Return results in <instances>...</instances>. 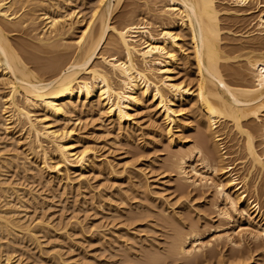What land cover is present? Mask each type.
Masks as SVG:
<instances>
[{
  "label": "bare ground",
  "instance_id": "bare-ground-1",
  "mask_svg": "<svg viewBox=\"0 0 264 264\" xmlns=\"http://www.w3.org/2000/svg\"><path fill=\"white\" fill-rule=\"evenodd\" d=\"M68 1L0 0V92L7 91H4L6 94L0 95V130H8L7 125L12 124L16 128L20 127L25 134V151L29 152L31 156L37 155L42 159L43 170L63 173L62 175L65 174L64 177L67 179L66 175L69 172H79L82 175L93 163L88 158L89 148L77 151V137L72 128H66L63 124L56 125L59 122L69 121L70 123V116L77 111L80 103L90 105L92 111L98 113L101 111V114L106 115L120 126L132 121L133 109L144 108L148 97L154 102L152 108L155 107L158 111L160 110L159 112L162 111L164 120L168 123L166 135L171 133L173 126H177L175 124L178 113L187 111L193 115L191 118L194 126H199V128L196 127L197 131L203 133L204 136L196 134L198 137L195 145H191L190 148H180L173 153L170 160L168 159L167 169L177 178L179 177L184 186L188 182L187 188L195 189L201 186L203 188L210 180H205L204 175L199 172L200 170L195 168V163L210 172L217 180V182L213 181L215 182L213 187L216 195L219 199L224 200L230 213L244 217L247 225L257 231L251 239L255 247L258 243V246L261 247L264 244V201L262 203L260 199L264 194V41L262 37L255 35L256 38H251L249 35L248 39H251L247 42L236 47L232 46L233 48L227 45L231 49L227 47L228 50H223L221 40H224L221 39L222 31L219 24L221 9L218 6L219 2L217 3L215 0H160V6H157V1L152 0L154 1L155 12L153 11V13L156 20L163 21L161 22L164 25L160 24L161 26L172 27L170 29L163 27V30L158 33L151 30L150 22L146 23V21L135 19L131 21L129 14L133 13L125 15V18L128 17L127 20L130 19V21L124 23L121 21L122 25H120L121 23L116 26L110 25L109 21L113 10L122 0H97L96 5L90 9L91 15L85 28L81 30L72 44L70 40V44H66L65 36L73 25L72 22L71 24L67 21V17L69 18L71 13L69 16L55 17L54 13L51 15L50 12L58 13L61 5ZM246 1L249 0H232L231 2L237 7L236 4L243 5ZM147 6L149 5L147 4ZM137 16H135L136 19ZM39 23L44 26L38 27ZM258 26L261 27L257 32L260 35L264 31V12L262 10ZM37 28H40L41 31L38 32ZM13 32L36 33L33 34L35 44L25 45L26 42L23 41V43L20 42L23 45L13 43V39L10 40L8 36V33ZM30 35L28 36L30 37ZM184 35L189 38L187 49L190 50L191 57L188 56L189 53L187 56L192 59H188L186 56L180 59V56L177 57L179 51L183 52L180 43H183ZM245 40L247 39L245 38ZM24 53H27L28 56H25ZM39 54L47 55V57L39 56ZM179 61L184 63V67L187 64L194 66L196 76L195 81L192 79L193 85L189 86L183 81L175 80L173 71L181 64ZM45 74L48 75L46 78L45 76L41 77ZM244 77H250L251 83L243 84ZM37 109H41L42 114L36 115ZM5 114L7 116L3 117ZM191 123L184 125L183 130L188 129ZM226 128L228 132H233L232 136L234 134L238 136L237 139L235 138V143L232 144H235L233 145L235 147L238 145L236 148H241V156L248 161V166L246 170L244 169L245 174L235 173L233 163L229 162L232 167H224L226 163L223 165L221 162L222 159L224 161V156L221 154L219 146L220 142L224 140L223 136L228 134L225 132ZM190 133L192 134L193 131ZM232 139L234 140V138ZM256 140H260L258 145L263 146L260 151L257 148ZM168 141H172V137ZM227 154L231 155L230 152ZM227 154H225L226 158ZM194 157L196 160L192 162ZM15 158L19 160L18 157ZM13 159L14 163L16 159ZM51 159L55 160L52 165L48 164ZM4 162H1V166H4V163V167L7 168L9 163L7 160ZM14 164L16 165V163ZM236 164L234 163V165ZM42 168L38 170H42ZM189 175L194 176L196 180L188 181ZM190 179L192 180V178ZM144 187L146 186L144 185ZM14 193H17L16 188L6 184L3 180L1 181L0 178V201L2 203L0 204V234L11 238V235L21 233V236H28H26L27 240L31 238L34 241L35 234L29 228L30 225L22 221L23 217L18 216L20 213L9 201ZM223 210L218 213L215 211L217 216L221 219L230 218L231 215L229 216L230 213L226 212L227 209L223 208ZM173 225L176 224L173 222ZM177 227L176 225L172 228ZM173 233L170 238L171 243L167 250L165 249L166 253L163 255H154L153 252L151 255L150 253V256L145 258V261H148L147 264H160L159 262L164 256L169 259L170 257L176 258L174 260H177V257H191L194 258L193 261L191 259L193 264L197 260L199 262L204 259L201 258L202 251L205 248L209 249L212 244V242L206 245L204 243L198 248L188 249L185 244L190 237L187 236L192 235L193 237L197 234L190 233L191 235L186 236V233L182 234L177 230ZM225 233H222V236L218 234L217 237L212 238L214 241H211L217 243V241L224 240L230 242L229 244L236 247L235 249H239L240 242H238L239 245L232 243L228 233ZM230 233L232 234V232ZM239 241L241 240L239 239ZM255 247L253 246V248ZM239 250H236L237 253L234 251V255L231 253L234 256L233 259L229 258L235 264H244L247 260L251 261V257L254 258L251 255L253 249L251 251L249 249V252L245 250L248 252L247 254L243 253L244 249ZM211 253L206 255L208 259H211L209 257L213 255ZM194 254L197 256L200 254V258ZM10 256L11 254L9 255L7 252L1 255L0 264H17L10 262ZM143 256L145 257V255ZM207 257L204 260H207ZM188 260L190 264L191 261Z\"/></svg>",
  "mask_w": 264,
  "mask_h": 264
},
{
  "label": "rangeland",
  "instance_id": "rangeland-1",
  "mask_svg": "<svg viewBox=\"0 0 264 264\" xmlns=\"http://www.w3.org/2000/svg\"><path fill=\"white\" fill-rule=\"evenodd\" d=\"M154 1H157V6H160V0ZM154 1L122 0L113 10L109 21L110 25L116 26L120 23V25H122L124 22L130 21V19L131 21L135 19L137 21H146V23L150 22V25L152 24L151 30H153V32L156 31V33L163 30V27L170 29L171 26H161L160 24H162L163 21L161 20V22L159 19L156 20V17H154ZM215 1L217 3L219 2L218 6H220L219 9H221L219 24L221 25L222 31L221 39L224 40H221V48L223 50L226 51L228 48H233L232 46H239L251 38H256V36L262 37L264 41V31L260 35L257 33L261 28L258 26L261 10L264 12L263 0H249L244 3L245 6L244 4L239 6L236 4L237 7L231 2L232 0ZM96 3L97 0H69L68 3L61 5V8L57 11L58 13L50 12L51 15L54 13L53 16L55 17L61 15L69 16L71 13V16H69V18L67 17V21L68 23L72 22L73 25H71L70 32L65 36V41L68 42L64 41L66 44H72L73 41L77 39L81 30L85 28L87 21H89L88 19L91 15L90 9H92ZM147 4L152 7V9H149L150 7L147 6ZM129 13H133L134 15H130ZM128 14L131 16L129 20H127L128 17L125 18V15ZM135 14L138 15L137 19ZM122 19H126L127 21H123ZM43 26L42 24L40 25V23L38 24L40 28ZM40 28H37L39 29L38 32L41 31ZM238 29L239 31H237ZM34 32L38 33L37 31ZM34 32H26L28 33L27 35H25V32H21V34L20 32H13L8 33V36L10 40L13 39V43L16 42L17 44L23 45L22 43L26 42L24 44L29 45L30 43L35 44L33 34L36 33ZM177 32L179 33V31ZM28 35H30V37ZM249 35L251 36L250 39H248L250 37ZM187 37L186 35L182 37L183 43L180 44L181 47H183V52L179 51L177 53V57L180 56L179 59L184 56L187 58L188 56L191 57L190 50L187 49L189 44V38ZM245 38L247 40H245ZM69 40L72 42L69 43ZM103 48L105 47L103 46ZM26 54L25 56H28ZM39 56L47 57V55L42 54H39ZM180 62L181 66L179 65ZM179 63V67H175L177 71L175 69V72L173 71L175 80L178 82L183 81L189 84V86L193 85L192 79L195 81L196 76L193 69L194 66L187 64L184 67L182 61H179ZM44 76L46 78L48 75L45 74L41 77L44 78ZM247 77H244L245 79L242 80L243 84L251 83L252 79ZM4 91L0 92V95L4 94ZM153 103L154 102L147 97L144 108L138 107L133 109V113L135 111L134 114L132 113L133 123L131 121L128 124L120 126L106 115L101 114V111L99 113L97 111H92L90 105L81 103L77 111L70 116V123L69 121L57 123L56 125L63 124L66 128H72L77 137V151L89 148L88 158L93 162L82 175H80L79 172L71 171L66 175L67 179L64 177L65 174L64 176L62 175L63 173L59 174L53 171L43 170L44 166L42 159L37 155L31 156L29 152L25 151V134H23L24 132L20 127L16 128L12 126V124L7 125L9 128L8 130L4 131L1 129L0 169L5 166V160H7L9 166H7V168L4 167L5 170H0L3 174L2 176L0 173L2 176H0V178L1 181L3 180L6 184L16 188L17 193L12 194L13 196L11 195L9 201L14 205L18 213H20L18 216L23 217L21 218L22 221L30 225L29 228L32 230V233L35 234L34 241L37 242H34L31 238L27 240L28 236H21V233H18L19 235H11V238L7 235L6 238L5 234H0V247H2L0 248V256L7 252L9 255L11 254L10 262H15L17 264H147L148 261L146 262L145 260L148 255L150 256V253L151 255L152 252L154 255H163L166 253L165 249L167 250L168 245L171 243L170 238H172V233L177 230L182 234L186 233V236L190 233H193V235L197 234L193 237L191 234V236H187L190 237L185 244L188 249L191 247L198 248L199 245H204V243L205 245L211 244L212 242L209 249L205 248L204 251H202L201 258L205 259L208 256L207 254L211 252L215 256H209L211 259L207 257V260L202 259L203 261L200 259L201 261L198 262L196 258L200 254L198 256L194 254L197 256L195 258L197 264H235V262L230 259H233V255L235 252L237 253L236 250L239 249H244V254H247L253 249L251 255L254 258L252 259L251 257V261L248 262L247 260L244 264H264V244L259 247L258 243V247L256 246V248L251 239L253 235L255 236L257 231L247 225L244 217L243 219L237 214L230 213L224 200L221 198L219 199L216 195L213 184L217 182V180L210 172L205 171L198 163H195V168L200 170L199 172L204 175L205 180L208 181L210 179L206 186L195 189L191 187L187 188L188 182H185L186 185L184 186L180 178H177L176 175L167 169L169 165L168 162L173 153L180 150V148L192 147L196 144V138L199 134H203L197 131L196 127L199 128V126H194L193 119L191 118L193 115L187 111H185L186 113H178V121L176 120L175 124L177 126H173L171 133H167L166 135L168 123L164 120L163 114L161 113L162 111L159 112L160 110L158 111L155 107L152 108L154 106ZM40 113L41 109H37L36 115H40ZM4 116H7V114L3 115V117ZM187 123H191L190 127L183 130ZM218 129L220 130V127ZM227 130L226 128L225 132H228ZM192 131L195 136L192 135L193 133H190ZM231 133L228 132L227 135L223 136L224 140L221 142L224 144L221 142V145L219 144V149L223 152H221V154L224 156V161L222 159L221 162L223 165L226 163L224 167L231 166L229 164L233 163V169L236 171L233 172L237 174L240 173L239 175L245 174L248 161L241 156V148H236L238 145H236V147L233 146L235 144L232 143H235L238 136H236V134L232 136L233 132L231 131ZM171 137L172 141H168ZM232 138H234V140ZM257 140L256 144L258 145L260 140ZM262 147V145L257 146L259 151ZM229 152L231 155L227 154ZM225 154L228 155L227 158ZM14 156L18 157L19 160ZM12 159H16L14 163H16V165L18 164V166L13 163ZM194 160H196L195 157L192 162H194ZM233 160H235V162H233ZM1 162H4V166H1ZM49 162L48 164L52 165L55 160L53 161L51 159ZM234 163L237 164L234 165ZM37 167H39L38 169L43 168L42 170H38ZM110 169H113L112 172ZM190 176L191 175L188 176V181L196 180L194 176ZM190 178H192V180ZM144 185L146 187H144ZM15 195H19L17 196L18 198ZM260 199L263 203L264 194ZM0 204H2L1 201ZM223 208H225V210L227 209L226 212L230 213L229 216L231 215V217L228 218L229 220L224 218L221 219L217 216L219 211H224ZM132 215L133 217H131ZM173 222L178 226L177 228H172L176 227V225H173ZM37 224L40 225L38 226ZM230 232H232V234ZM222 233H228L227 235L230 236L232 243L239 245L238 242H240L241 246L239 249H235L236 247L234 248L233 245L229 244L230 242L224 240V242L222 240L217 241V243L213 242L214 239L212 238L217 237L218 234L222 236ZM239 239L241 241H239ZM197 243L199 244L197 245ZM253 246L255 248H253ZM245 250L249 251L245 252ZM231 253L234 254L232 255ZM143 255H145V257ZM163 258L159 262L160 264H185L186 262V264H189L188 259H190V261L192 259L191 257H177V260L171 257L170 259L168 257ZM192 261L190 264H192Z\"/></svg>",
  "mask_w": 264,
  "mask_h": 264
}]
</instances>
